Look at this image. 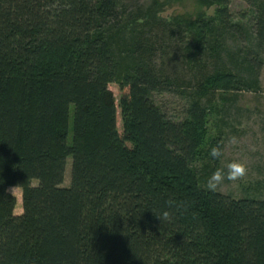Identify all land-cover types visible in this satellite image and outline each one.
I'll return each instance as SVG.
<instances>
[{"label": "trees", "instance_id": "16d2710c", "mask_svg": "<svg viewBox=\"0 0 264 264\" xmlns=\"http://www.w3.org/2000/svg\"><path fill=\"white\" fill-rule=\"evenodd\" d=\"M196 1L216 10L174 21L190 37L178 79L154 60L163 2L131 12L120 0H0V264H264V199L209 191L193 167L210 93L258 88L264 0H249L248 30L232 0ZM230 36L247 46L231 52ZM202 54L237 69L198 74ZM184 86V116L172 118L152 95Z\"/></svg>", "mask_w": 264, "mask_h": 264}, {"label": "rangeland", "instance_id": "374dc122", "mask_svg": "<svg viewBox=\"0 0 264 264\" xmlns=\"http://www.w3.org/2000/svg\"><path fill=\"white\" fill-rule=\"evenodd\" d=\"M155 1L120 0V4L123 9L126 8L127 11L135 12L152 6ZM159 1L165 4L162 5L161 10L158 9L157 14L165 21L168 31L164 33L162 32L163 29L159 27L157 29L159 32L154 35L153 40L156 48L154 60L169 76H176L178 79L186 78L183 71L184 67L187 66L186 62L189 60L185 57V55L188 56V53L186 52L184 55L183 50L190 41V37L188 34L180 37L179 29L175 27L174 21L185 15L195 18L199 11L214 16L216 7L202 8L198 6L196 0H173V4H168V0ZM254 9L249 0H232L230 3L232 19L235 22H240L247 30L254 21ZM228 39L227 45L231 52H235L240 48L244 49L247 46L243 37L233 38L230 36ZM202 59L203 62L196 67L198 74L208 73L223 65L231 66L234 70L237 69L235 62L228 56L218 57L214 54H202ZM191 60L193 61L192 58ZM238 68L246 73L244 68ZM259 77L260 83L257 89L228 94L221 91L210 93L209 99L214 102L215 108L211 113L209 131L206 143L202 148V154L193 163V167L202 176V184L205 187L208 178L218 167H224L233 160H241L248 166L247 175L236 182L225 180L217 190L235 197L250 196L264 199V64ZM109 87L113 91L117 103H119L122 92L119 84L112 83ZM182 89H184V93L154 92L152 97L168 116L182 118L187 101L191 97L188 94L191 91L188 90L189 88L184 86ZM118 126L121 127L120 116ZM217 146H220L224 152L220 159H214L210 155L211 149ZM70 172L71 159L67 164L64 186L70 184ZM33 183L37 184V181H33ZM9 191L17 198L15 212L21 213L23 211L22 189L20 187H10Z\"/></svg>", "mask_w": 264, "mask_h": 264}, {"label": "clouds", "instance_id": "9594fccd", "mask_svg": "<svg viewBox=\"0 0 264 264\" xmlns=\"http://www.w3.org/2000/svg\"><path fill=\"white\" fill-rule=\"evenodd\" d=\"M211 157L214 159H220L224 152L220 146L213 147L210 151ZM248 173V166L244 161L233 160L227 163L224 167H218L208 178L206 182V188L209 191H216L219 186H221L225 180L229 181H239L242 180ZM171 201L169 204L171 205ZM161 221L169 218V213L164 212L162 216L158 217Z\"/></svg>", "mask_w": 264, "mask_h": 264}]
</instances>
